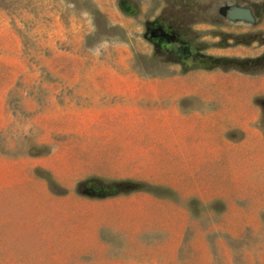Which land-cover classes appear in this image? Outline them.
Masks as SVG:
<instances>
[{"label": "rangeland", "instance_id": "374dc122", "mask_svg": "<svg viewBox=\"0 0 264 264\" xmlns=\"http://www.w3.org/2000/svg\"><path fill=\"white\" fill-rule=\"evenodd\" d=\"M0 264H264V0H0Z\"/></svg>", "mask_w": 264, "mask_h": 264}, {"label": "water", "instance_id": "95a60500", "mask_svg": "<svg viewBox=\"0 0 264 264\" xmlns=\"http://www.w3.org/2000/svg\"><path fill=\"white\" fill-rule=\"evenodd\" d=\"M230 15L232 16H242L247 14V10L245 8L241 7H234L229 10Z\"/></svg>", "mask_w": 264, "mask_h": 264}]
</instances>
